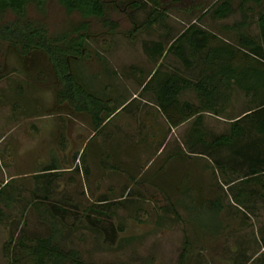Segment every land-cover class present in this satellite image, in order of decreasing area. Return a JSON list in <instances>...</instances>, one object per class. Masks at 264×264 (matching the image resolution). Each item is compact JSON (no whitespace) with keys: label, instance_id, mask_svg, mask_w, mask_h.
Instances as JSON below:
<instances>
[{"label":"rangeland","instance_id":"1","mask_svg":"<svg viewBox=\"0 0 264 264\" xmlns=\"http://www.w3.org/2000/svg\"><path fill=\"white\" fill-rule=\"evenodd\" d=\"M128 1L117 0L120 7ZM236 1L232 0L234 5ZM250 5L255 11H264V0ZM150 9V4L141 0V7L129 12L131 18L123 10L112 15L123 29H131V19L142 22ZM168 11L165 22L174 30L192 20L183 13L180 17L181 11ZM26 13L44 19L50 31L68 29L82 19L77 12H67L57 0H44L42 7L30 0ZM14 18L16 14L9 9L0 13L1 21ZM92 32L95 35L87 38L85 53L70 58L71 71L89 92L102 99L113 95L120 105L130 97L127 84L138 87L136 68L147 73L160 67L147 64L142 49V41L157 36L144 28L131 39L123 33H105L98 24ZM250 33L258 36V28H250ZM58 87L46 54L36 50L20 54L16 47L0 42V186L15 197L7 210L10 217L0 223V260L5 261L1 245L9 237L45 235L53 222L66 245L78 248L86 260L94 262L264 264V171L250 172L252 162L244 160L250 148L244 145L242 153H236L238 139L232 147L214 146L212 155L198 146L197 153L208 157L183 151L180 169L174 172H100L92 146L91 154L88 146L79 154L91 132L89 115H79L84 125L74 121L67 132L63 119L67 111L74 110L67 102L57 103ZM249 103L248 97L237 91L229 107L231 116L240 114ZM120 116L113 122L125 138L128 124L138 123L139 128L141 119L136 116L135 122L128 115L126 121V110ZM218 116L222 119L206 115L208 141L229 131L230 119ZM252 132L242 139H255L257 134ZM259 138L258 154L263 158L264 136ZM255 151L253 148L251 153L255 155ZM53 163L57 171L37 176ZM217 197L221 199L214 220L217 225L213 221L202 228L191 218L193 211L187 205L209 206L208 200ZM212 213L204 216L212 218Z\"/></svg>","mask_w":264,"mask_h":264},{"label":"trees","instance_id":"2","mask_svg":"<svg viewBox=\"0 0 264 264\" xmlns=\"http://www.w3.org/2000/svg\"><path fill=\"white\" fill-rule=\"evenodd\" d=\"M29 1L0 0V13L9 9L16 14L14 19L0 20V42L3 41L16 47L20 54H27L31 50L42 51L46 54L59 81V87L56 90L57 103L62 104L66 100L75 110H86L97 131L103 121L99 110L104 108L106 115H109L114 108H109L106 102L89 92L76 79L69 64L70 58L76 59L85 53L87 38L95 35L92 32L95 24L100 25L105 33H123L135 39L137 32L144 28L157 24L165 25L164 19L168 10L171 9L187 15L211 9L217 16L223 17L228 16L234 10L245 12L252 9L250 3L259 5L262 0H237L235 5L232 0H220L213 3H209V0H145L150 4L151 9L142 22L137 23L131 19L133 26L131 29H123L120 21L115 19L112 13L118 10L131 13L141 7V0H129L123 7H120L117 0H57L67 12H77L82 17L68 29L58 31H50L44 19H35L27 15L26 5ZM36 1L40 7L43 6L44 0ZM130 13L128 18H131ZM257 23L259 34L255 36L248 31V15L244 13L239 20L230 25L236 46L232 45L228 50L217 49L219 54L221 51L225 52L228 58L222 62L211 60L205 64L202 74L195 81L170 72L155 97L160 109L172 124H179L192 115H195V121L199 122L202 117L201 113L205 110L215 115L223 114L230 119L229 131L215 134L209 141L206 139L207 144L202 147L207 148L212 155L214 146L232 147L238 139L236 153L240 155L244 145L245 148L251 150L245 151L244 160L252 162L250 172L253 174H257L259 170L264 171V157H259L258 153L261 149L257 147L258 140L261 141L260 135L264 136V12L258 14ZM208 34L210 32L190 23L172 40L167 49L176 53L184 66L189 67L191 66L188 59L189 53L202 49ZM198 35L201 41L195 39ZM164 45V41H143L144 51L153 55L155 61L157 55L164 49ZM206 53L210 55V48L206 49ZM236 60L239 62L237 63ZM159 72V67H156L149 80L145 82V86H148ZM189 85L196 90L198 103L183 102L179 112L172 118L166 105H169L172 99H176L180 89ZM238 88L243 90L250 103L240 114L232 117L229 107ZM250 130L257 134L258 140L257 136L250 142L242 139L243 136L249 138ZM195 135L199 141L202 140L199 128ZM252 147L256 150L255 155L251 153ZM73 168L78 169L77 166ZM57 169L58 166L54 163L44 166L37 176L55 172ZM84 172L88 170L85 168ZM253 177L259 176L253 175ZM261 185L263 190L261 193L264 194V181H261ZM188 195H190L189 192ZM188 198L190 200L192 196ZM14 200L13 192L0 186V223L10 217L7 210L12 207ZM208 205H202V207H197L194 203L187 205V208L193 211L191 218L197 220L202 228L210 227L215 220L216 213L221 209V199L219 197L210 199ZM205 212H213L212 218L209 214L204 216ZM215 225H217L216 222ZM60 235L62 236L61 232L52 222L49 233L45 235L9 237L2 248L5 261H0V264H131L125 261L86 260L78 248L66 245Z\"/></svg>","mask_w":264,"mask_h":264},{"label":"crops","instance_id":"3","mask_svg":"<svg viewBox=\"0 0 264 264\" xmlns=\"http://www.w3.org/2000/svg\"><path fill=\"white\" fill-rule=\"evenodd\" d=\"M260 12L264 11L249 9L245 12H241L239 10H234L228 16L223 17L217 16L211 9L199 11L191 15L183 13V16H190L192 18L188 24L192 23L210 32L206 37V43H204L202 49L189 53L188 59L191 66L185 67L177 54L167 48L172 40L178 36L188 24L181 27L178 31L176 29L174 30V27L165 22V19L169 15L168 11L164 19L165 25L157 24L149 27L157 37L146 39L165 42L164 49L157 55L156 61L153 55L144 51L142 41V49L146 57V63L160 65V72L149 82L148 86H145V82L149 80L156 67L149 69L147 73L140 67L136 68L139 72V76H136L139 82L137 83L138 87L137 89H133L127 84L126 91L127 95L130 97L126 96L124 103L119 102L120 105L116 104L117 97L113 95H108L104 99L98 96L103 102L107 103L109 108H114V111L106 115V109L102 108L99 110L100 116L103 117V121L97 131L86 110H75L73 108L74 111H67L65 113L67 117L63 119L65 120V124L63 122L62 125L64 124L63 127H65L67 132L71 130V124H74V121L84 125L83 119L77 118L79 115L82 116L84 113L89 115L92 128L90 135L86 136L84 139L83 147L79 153L80 156L83 149H86L87 146V152L89 151V154H91L90 148L92 146L95 151L94 161L100 168V172H174L175 169H180L181 163H179V161L182 160L183 151H189L192 155L208 157L202 153H197L199 151V149H197L198 146H201L202 150L205 149V152L208 153V149L202 147L204 144H207L206 137L208 129L205 121L206 115H214L218 118L221 117L213 114L211 111L205 110L202 111V117L199 122H196L195 115H192L179 124H172L170 119L157 104L155 99L156 94L160 92L161 84L168 78L170 72L180 74L190 81H195L202 74L205 64H208L211 60L222 62L224 59L228 58L225 52L223 53L221 51L219 54L217 49L228 50L230 46H236L234 33L230 25L239 20L242 15L246 13L249 23L248 31L250 32V28L253 27H257L259 31L257 16ZM179 14L181 17L182 12ZM199 37L200 35L195 39L200 40ZM208 48H210V55L206 53V49ZM236 62L238 63L239 60H236ZM237 91L239 93L242 92L245 96L243 90L238 88ZM197 97V92L193 86L189 85L183 87L177 93L176 99H172L171 103L166 105V109L172 114L173 118L183 106V102L188 101L192 104H197ZM66 102L67 101L64 100L62 103ZM124 110L127 112L126 121L132 117V120L136 122L135 117L139 115L141 119V127L139 126V128L137 127L139 125L138 123L134 124V126H132L131 123L128 124L124 131L125 138L119 135L120 130L117 124L114 123L115 121L113 122L116 118L119 120L118 116H120V113L122 111L124 112ZM120 118L122 119L124 116H120ZM198 128L202 133L201 141H199V139L196 138L197 135H195ZM129 147L133 149H128ZM186 159L188 161L190 160L188 157ZM7 241L8 240H5L1 245V255L3 245Z\"/></svg>","mask_w":264,"mask_h":264}]
</instances>
